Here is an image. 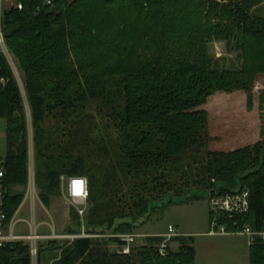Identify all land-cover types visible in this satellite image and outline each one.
I'll return each instance as SVG.
<instances>
[{
  "label": "trees",
  "instance_id": "obj_1",
  "mask_svg": "<svg viewBox=\"0 0 264 264\" xmlns=\"http://www.w3.org/2000/svg\"><path fill=\"white\" fill-rule=\"evenodd\" d=\"M18 1L22 10L9 7L1 17L25 91L24 98L0 45L9 187L28 183L26 100L43 203L59 194L61 175L88 179V211L83 219L73 211L65 234L80 235L83 226L89 235L134 234L167 196L176 197L169 202L175 204L243 191L250 195L249 212L234 219L222 214L219 224L231 232L264 230V142L228 153L206 151L209 121L201 109L217 93L235 91L247 93L251 107L253 85L264 74V19L252 10L264 0ZM215 41L239 53V68L210 57L208 45ZM97 100L99 112L119 128V140L93 138L97 124L86 111ZM54 117L69 120L63 146L57 129L48 127ZM81 145L95 146L108 166L91 163L92 154L79 155ZM24 199L9 192V221ZM213 217L210 212L211 224ZM146 239L148 245L130 255L111 252L110 242L122 246L115 238H78L68 248L67 241H49L38 248V261L63 249L58 264H196L194 238H171L165 255L162 236ZM173 242L181 246L175 254ZM0 264H32L30 247H0ZM250 264H264V243L250 246Z\"/></svg>",
  "mask_w": 264,
  "mask_h": 264
},
{
  "label": "rangeland",
  "instance_id": "obj_2",
  "mask_svg": "<svg viewBox=\"0 0 264 264\" xmlns=\"http://www.w3.org/2000/svg\"><path fill=\"white\" fill-rule=\"evenodd\" d=\"M70 2L73 0H69ZM219 2V0H215ZM12 7L9 3H4L0 8V30L2 32L1 17L5 9ZM253 16L264 19V3L252 10ZM6 45V44H5ZM3 48V47H2ZM209 55L213 60H219L227 69H237L241 63L239 61V53L234 49H229L226 42H213L208 45ZM4 54L7 57L12 70L19 82L20 88L24 91L23 74L18 68L14 57L11 56L7 47L3 48ZM252 104L248 105V94L242 91H235L229 93H217L210 97L208 102L201 107L208 113V137L206 151L216 152H233L235 150L243 149L248 146H254L259 142H264V74L257 76L252 90ZM26 104V117H27V152L28 163L31 161L34 164L36 175L37 197L35 204V221L39 225V232L37 234L43 238L36 239L34 245L37 248L44 246L47 248L49 241H67V248L75 240L71 237H63L65 234L64 229H67L72 223V212L77 211V204L72 203L67 195L65 189V181L69 176L61 175L59 178V194L53 196L47 205L43 203L40 198L41 186L37 182V153L38 148L35 144L33 123L31 117L30 107L25 100ZM102 101H91L87 104L88 111L86 113L93 114L97 129L93 138L99 140L102 138H113L119 140V128L115 127L113 120L105 111L99 112ZM55 119L48 120V127L55 128L58 131L57 138L61 145L67 143V134L63 127L68 119ZM5 120L0 119V158L5 159L7 154L6 141H5ZM62 145V146H63ZM79 155L87 156L92 154V159L89 160L93 164H98L97 167L108 166L105 163L106 157L99 154L95 146L83 147L82 145L77 149ZM205 151L203 152V154ZM90 163V164H91ZM181 173V172H180ZM177 178H180L178 175ZM180 184V182H179ZM182 184V183H181ZM191 186L194 187L192 183ZM10 192L13 195L27 193L26 186L10 187ZM189 195V194H187ZM29 198V197H28ZM186 196L183 197L185 199ZM176 197L167 196L164 201L159 204V208L154 210L151 214L150 220L140 224L139 228L135 229L134 234L142 237L135 242L133 250L138 253L141 248L148 245L146 237L152 235L163 236L167 234L170 225L175 226L181 236H190L194 238V247L196 251V264H250V244L248 239L242 236H226L223 234H213L212 224L210 222V204L209 198L201 197L192 201H184L175 204L169 202ZM166 204V205H165ZM33 204L32 200L25 201L19 213L14 219L15 233L22 235L31 234V225L34 223L33 218ZM89 205L87 207L88 211ZM55 225L56 232L53 233L51 225ZM60 232V233H59ZM231 232V231H230ZM40 233V234H39ZM55 234L56 236H54ZM185 234V235H184ZM89 235V234H88ZM101 235V234H97ZM62 236L61 238H59ZM71 236V235H68ZM90 239L110 241L109 238L91 235ZM217 236V237H216ZM220 236V237H218ZM117 239V238H115ZM118 240V239H117ZM24 245L30 247L33 241H23ZM21 242V243H23ZM180 244L173 242L170 244L171 253H178ZM111 252L118 250L117 244L110 242ZM198 254V260H197ZM63 255V249H56L46 252L42 258V264H58ZM222 255V257H220ZM33 264H39L38 252L34 256Z\"/></svg>",
  "mask_w": 264,
  "mask_h": 264
},
{
  "label": "built area",
  "instance_id": "obj_3",
  "mask_svg": "<svg viewBox=\"0 0 264 264\" xmlns=\"http://www.w3.org/2000/svg\"><path fill=\"white\" fill-rule=\"evenodd\" d=\"M46 4H50V0H45ZM4 3H9L12 7H17L19 10L23 9V5L18 0H0V8ZM0 45L6 50L5 41L0 30ZM2 48V49H3ZM4 52V50H3ZM65 189L68 197L72 201V203L77 204V212L79 216L83 219L87 213L88 207V179L86 177L73 176L69 177L65 181ZM27 193L25 198H31L33 208H34V198L37 196V187H36V175L34 164L29 161L28 163V183H27ZM10 192V187L8 186V177H7V167L6 160L0 158V247H6L12 243H18L23 241H33L30 243V250L32 256V264L34 262V256L37 255L38 248L37 244L34 245V241L37 239H41L43 237L37 234V230L33 228L30 235H22L15 233V223L13 217L12 220L9 221L8 213H7V198ZM249 192L243 191L241 193H237L234 195L227 196H213L209 200L210 204V212L213 214V222H212V231L211 233L215 234H223L226 236H242L248 239L250 245L254 243L260 242L264 243V230H254L250 226H244L242 229L236 232H230L226 225H220L219 220L222 214L228 215L230 219H234L236 216L247 214L250 210L249 204ZM32 208V209H33ZM20 209V208H19ZM16 215V214H15ZM55 233V232H53ZM56 236L55 234H53ZM99 237H107L109 239L117 238L121 241L122 246L117 250L119 254L122 255H130L133 245L139 239V235L136 234H120V235H96ZM181 236L178 230L174 226H170L168 228V233L163 235L162 237L165 239L161 248L160 254H166V247L168 241L173 238ZM60 236L59 238H61ZM63 237H71L72 240L78 238H91V235L86 234L84 226L83 231L80 235H64ZM145 237L141 236L140 238ZM24 243V242H23Z\"/></svg>",
  "mask_w": 264,
  "mask_h": 264
},
{
  "label": "crops",
  "instance_id": "obj_4",
  "mask_svg": "<svg viewBox=\"0 0 264 264\" xmlns=\"http://www.w3.org/2000/svg\"><path fill=\"white\" fill-rule=\"evenodd\" d=\"M5 126H7V123H6V121H5ZM5 141H6V149H7V139H6V128H5ZM69 178V177H68ZM27 186V185H26ZM25 196V195H24ZM29 199H31L30 197L29 198H25L24 199V201H23V203L25 202V201H29ZM22 203V204H23ZM33 203H34V208H33V220H34V223L32 224L33 225V228H35L36 230H37V232H39V225H36V221H35V204H36V198H34V201H33ZM22 206V205H21ZM21 208V207H20ZM19 211H20V209L17 211V213H16V215L19 213ZM16 215H15V217H16ZM32 225H31V230H32ZM170 226H173V225H170ZM169 226V227H170ZM175 227V226H174ZM51 228H52V230H53V232H55V233H57L56 232V228H55V225L53 224V226L51 225ZM176 228V227H175ZM177 229V228H176ZM65 230L66 229H64V230H62V231H64L65 232ZM178 230V229H177ZM60 233V232H59ZM40 234V233H39ZM157 235V234H156ZM159 235V234H158ZM185 235V234H184ZM217 237V236H216ZM218 237H220V236H218ZM220 257H222V255L220 256ZM197 260H198V254H197Z\"/></svg>",
  "mask_w": 264,
  "mask_h": 264
}]
</instances>
